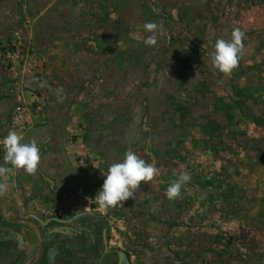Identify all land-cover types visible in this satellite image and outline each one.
Here are the masks:
<instances>
[{
	"label": "rangeland",
	"instance_id": "374dc122",
	"mask_svg": "<svg viewBox=\"0 0 264 264\" xmlns=\"http://www.w3.org/2000/svg\"><path fill=\"white\" fill-rule=\"evenodd\" d=\"M13 4L21 36L8 42H23L18 70L63 150V198L47 216L101 217L117 264H264V0ZM147 22L160 25L152 47ZM237 27L244 52L225 76L211 53ZM127 150L158 173L101 210L107 169ZM180 170L192 179L170 201Z\"/></svg>",
	"mask_w": 264,
	"mask_h": 264
},
{
	"label": "crops",
	"instance_id": "0c3cea01",
	"mask_svg": "<svg viewBox=\"0 0 264 264\" xmlns=\"http://www.w3.org/2000/svg\"><path fill=\"white\" fill-rule=\"evenodd\" d=\"M13 3L0 0V142L15 130L22 143L37 142L42 159L36 175L18 171L9 176L8 192L0 196V264H117L101 217L63 220L45 213L53 205L52 197L63 198V150L54 120L32 106L38 97L33 78L22 70L9 71L2 59L1 46L21 36V11ZM20 104L27 110L24 129L11 124ZM3 156L0 144V166L10 167Z\"/></svg>",
	"mask_w": 264,
	"mask_h": 264
},
{
	"label": "clouds",
	"instance_id": "9594fccd",
	"mask_svg": "<svg viewBox=\"0 0 264 264\" xmlns=\"http://www.w3.org/2000/svg\"><path fill=\"white\" fill-rule=\"evenodd\" d=\"M143 28L150 35L143 41L146 46H155L158 42L157 32L160 28L155 22H147ZM246 34L240 28H234L231 39H217L214 51L211 53L212 67L225 76H230L239 67L244 52ZM191 82V81H190ZM4 149V164L0 166V196H5L9 189V176H15L18 171L28 175H36L41 163L40 148L35 140L22 143L21 136L15 130L9 131L0 142ZM158 169L141 159L132 150H127L121 162L111 164L105 174L106 179L98 191L95 201L101 210L115 209L121 202L136 199L141 182L150 183L157 175ZM191 174L180 170L177 179L166 189L167 198L177 200L182 197V187L191 181ZM91 203V201H90ZM86 209V208H85Z\"/></svg>",
	"mask_w": 264,
	"mask_h": 264
},
{
	"label": "built area",
	"instance_id": "2783aa9c",
	"mask_svg": "<svg viewBox=\"0 0 264 264\" xmlns=\"http://www.w3.org/2000/svg\"><path fill=\"white\" fill-rule=\"evenodd\" d=\"M1 56L5 67L12 72L18 71L19 66L24 61L25 49L22 41L15 39L1 46ZM11 124L14 127L24 129L27 126V112L22 104L16 106L11 117ZM54 208V207H53ZM53 213L52 207L48 213Z\"/></svg>",
	"mask_w": 264,
	"mask_h": 264
}]
</instances>
